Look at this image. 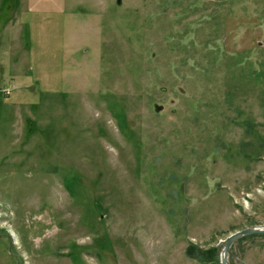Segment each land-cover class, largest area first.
<instances>
[{"label":"rangeland","instance_id":"obj_1","mask_svg":"<svg viewBox=\"0 0 264 264\" xmlns=\"http://www.w3.org/2000/svg\"><path fill=\"white\" fill-rule=\"evenodd\" d=\"M5 1L0 264H220L264 227V0Z\"/></svg>","mask_w":264,"mask_h":264},{"label":"water","instance_id":"obj_2","mask_svg":"<svg viewBox=\"0 0 264 264\" xmlns=\"http://www.w3.org/2000/svg\"><path fill=\"white\" fill-rule=\"evenodd\" d=\"M252 235H264V227L249 228L227 238V240L224 242L225 247L222 250V252L219 254L220 264H229V257L232 256V251H231L232 246L240 239Z\"/></svg>","mask_w":264,"mask_h":264},{"label":"trees","instance_id":"obj_3","mask_svg":"<svg viewBox=\"0 0 264 264\" xmlns=\"http://www.w3.org/2000/svg\"><path fill=\"white\" fill-rule=\"evenodd\" d=\"M213 252H214L213 250L210 251V253H212V254H213ZM215 253H216V251H215ZM187 255L190 258L198 260L200 263L201 262H211L210 259L205 258V255H207L206 252L204 253V251H200L198 248H196L193 245L189 246V248L187 250ZM215 255L217 257V253Z\"/></svg>","mask_w":264,"mask_h":264},{"label":"crops","instance_id":"obj_4","mask_svg":"<svg viewBox=\"0 0 264 264\" xmlns=\"http://www.w3.org/2000/svg\"><path fill=\"white\" fill-rule=\"evenodd\" d=\"M5 2H6V1L4 0L3 3L1 2L2 4H0V5H1V6H2L3 4L6 5ZM14 2H15V1H14ZM22 2L25 3V1H23V0H22ZM22 2H21V0H16V4H17V5H18V4H19V5H23ZM21 11H22V10H21Z\"/></svg>","mask_w":264,"mask_h":264}]
</instances>
